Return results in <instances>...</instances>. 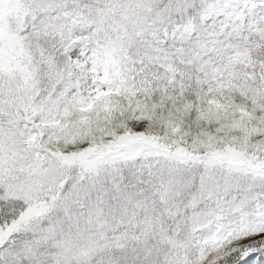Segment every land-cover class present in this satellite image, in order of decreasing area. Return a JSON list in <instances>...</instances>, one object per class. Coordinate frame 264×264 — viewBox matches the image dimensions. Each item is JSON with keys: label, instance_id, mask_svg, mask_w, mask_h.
Returning a JSON list of instances; mask_svg holds the SVG:
<instances>
[{"label": "snow or ice", "instance_id": "6c2138e0", "mask_svg": "<svg viewBox=\"0 0 264 264\" xmlns=\"http://www.w3.org/2000/svg\"><path fill=\"white\" fill-rule=\"evenodd\" d=\"M0 264H264V0H0Z\"/></svg>", "mask_w": 264, "mask_h": 264}]
</instances>
